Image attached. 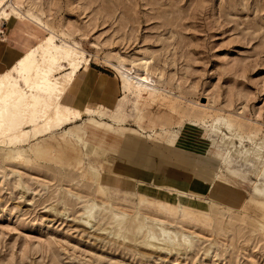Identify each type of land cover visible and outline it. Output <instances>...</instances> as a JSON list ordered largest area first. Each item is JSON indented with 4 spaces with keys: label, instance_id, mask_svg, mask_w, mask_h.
I'll return each mask as SVG.
<instances>
[{
    "label": "rangeland",
    "instance_id": "1",
    "mask_svg": "<svg viewBox=\"0 0 264 264\" xmlns=\"http://www.w3.org/2000/svg\"><path fill=\"white\" fill-rule=\"evenodd\" d=\"M13 6L36 42L76 48L85 72L109 79L104 106L83 104L77 123L34 136L35 115L21 152L0 144V264H264V174L244 152L264 144V0ZM11 28L0 20V43ZM1 54L0 74L22 55ZM144 61L158 97L122 86L117 68L140 73ZM26 76L19 68L12 81L23 87ZM163 113L152 128L148 117ZM220 119L232 134L215 133ZM228 148L239 152L225 156ZM161 229L191 247L146 248Z\"/></svg>",
    "mask_w": 264,
    "mask_h": 264
},
{
    "label": "bare ground",
    "instance_id": "2",
    "mask_svg": "<svg viewBox=\"0 0 264 264\" xmlns=\"http://www.w3.org/2000/svg\"><path fill=\"white\" fill-rule=\"evenodd\" d=\"M13 1L0 0V20H6L9 25H12L15 21L26 19V16L13 6ZM75 49L69 46L57 47L50 37H44L36 42L34 46L25 50L23 54L21 53L22 55L12 62L6 72L0 74V114L7 116L9 112L13 113L12 117L0 119V144L13 146L16 152H21L20 147L23 140L32 135V133L25 131L24 126L35 115L38 116L41 124L34 127V136L39 133V129L48 133L52 128L60 125L75 124L85 117L86 109L83 105L77 101L70 103L67 100L68 95L71 94V87L77 74L81 73L89 65L84 58V53ZM140 65L142 68L140 73H134L130 68H117L122 86L126 90L135 92V94L143 95L145 98L158 97L160 93L156 91L155 81L148 74L147 61L142 62ZM19 68L27 75L23 87L14 84L12 81L13 73ZM34 93H44L49 97L40 96L34 98ZM19 108L22 109L23 115L21 117L16 116ZM90 112L95 116H100L101 114L99 110L94 109H91ZM14 121L17 126L11 131L10 125L15 123ZM215 121L219 123V127L215 131L216 134L220 133L221 126L227 128L231 134L233 133L230 125L225 120ZM2 124L5 125L4 129L1 128ZM229 138L221 140L219 147H226L228 141L233 144ZM237 149L233 151H230L229 148L226 149L228 152L225 156L237 154L239 152ZM244 152L246 156H252L257 166L262 168V173L264 174V144L259 145L255 149H246ZM244 152L242 151V153ZM16 160L20 161L21 159L18 157ZM83 209V216H85L86 220L96 219L91 209L89 211L87 207ZM176 239H178L177 234L161 229L159 235L151 234L144 243L145 247L150 249L162 245L168 250L170 244L191 247L192 243L189 237L181 235L180 239L175 243Z\"/></svg>",
    "mask_w": 264,
    "mask_h": 264
},
{
    "label": "crops",
    "instance_id": "3",
    "mask_svg": "<svg viewBox=\"0 0 264 264\" xmlns=\"http://www.w3.org/2000/svg\"><path fill=\"white\" fill-rule=\"evenodd\" d=\"M34 35H31V27L27 26L23 23H19L18 21H15L12 24V28L7 32L6 39L2 40L0 43V49L2 51L1 57H5L6 55H9V58L12 57V55L16 53H22L26 46H32L35 44L36 39L33 37ZM8 58V61H9ZM4 59V60H5ZM6 61V60H5ZM6 67L8 62H3ZM85 69L82 70L81 73L76 76L77 79L72 84V90L71 94L68 95V101L70 103L73 102H78L81 105L86 104V105H91L92 107L94 105H102V100L104 101L105 97V90L107 89V82L109 79L108 74L99 72L96 73L97 77V83L95 84H90V80L94 78V75L89 67V71L85 72ZM100 76V77H99ZM101 102V103H100ZM143 103H138V105L142 106ZM94 106V107H96ZM86 107V106H84ZM107 108V107H106ZM163 115H166V113H163L161 115L152 117H148V123H150L152 128H156L159 126V122L162 120ZM78 122V121H77ZM76 122V123H77ZM146 122V121H145ZM146 122V123H147ZM121 139L120 141L116 142L115 148L113 149L115 153H118L120 151V144H121ZM121 147V146H120Z\"/></svg>",
    "mask_w": 264,
    "mask_h": 264
}]
</instances>
